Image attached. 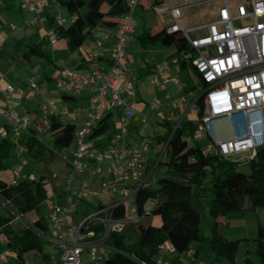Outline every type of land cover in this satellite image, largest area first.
Segmentation results:
<instances>
[{"label": "built area", "instance_id": "obj_1", "mask_svg": "<svg viewBox=\"0 0 264 264\" xmlns=\"http://www.w3.org/2000/svg\"><path fill=\"white\" fill-rule=\"evenodd\" d=\"M20 1L29 14L50 4L57 5L56 0ZM125 2L127 10L114 27L106 65L86 70L60 69L54 84L61 96L71 100L63 101L61 96L47 97L39 104L46 128L50 116L74 125V147L68 172L62 176L60 191L48 192L47 229L50 233H38L50 245L47 264H104L117 251L109 244L110 236L130 226L136 227L141 221L134 198L141 189L155 183L152 173L156 163L149 165L145 158L150 146L147 141L131 144L124 140L125 122L135 112L132 100L137 88L156 89L167 82L174 85L177 96L170 102L180 108L181 113L173 117V130L180 126L185 115L198 114L196 99L201 97L202 114L196 118L192 134L182 136L181 140L190 143L205 133L207 141L200 150L203 157L228 159L239 155L236 160L243 161L255 158L258 149L264 145V0H180L152 8L158 14L169 16L166 33L182 34L187 48L178 53L179 59L190 64L200 79L201 91L186 107L185 86L172 74V70L178 69L177 64L173 66L164 59L147 74L136 79L127 76L123 60L135 27L133 16L139 0ZM212 3H217L215 13L205 23L191 28L181 24V10ZM53 21L56 26L67 22L60 10L55 12ZM45 22V16L35 14L25 25H43ZM46 36L49 43L57 40L52 29ZM102 45V41H96L98 48L90 51L92 59L103 56ZM35 80L33 72L27 78L26 90L15 89L10 84L4 88L0 116L8 121L15 134L27 128L28 117L18 115L11 96L22 97L25 92L32 96L37 88ZM84 89L88 90L86 99L72 102ZM159 104V99L154 97L151 106L156 108ZM113 111L116 122L110 137L108 132L92 136L100 120ZM214 122H225L228 134L215 131ZM0 136H4V131H0ZM84 172L96 179L95 186L78 178ZM34 177L15 166L9 184L16 185L21 179L32 180ZM57 177L53 172L50 179ZM49 184L47 180L46 185ZM7 203L4 201L2 205ZM121 207L125 212L117 215L116 211ZM15 219L23 221V216L15 214ZM175 254L180 256L181 264H203L193 257L191 248L178 253L168 240L157 246L156 255ZM3 257L0 254V260ZM138 264H168V261L154 257L152 262Z\"/></svg>", "mask_w": 264, "mask_h": 264}, {"label": "trees", "instance_id": "obj_2", "mask_svg": "<svg viewBox=\"0 0 264 264\" xmlns=\"http://www.w3.org/2000/svg\"><path fill=\"white\" fill-rule=\"evenodd\" d=\"M56 2L72 20L65 25L56 26L53 16H48V24L57 38L66 41L70 51L81 46L94 27L114 28L127 10L125 0H56ZM140 2L141 0L139 5L153 8L162 3V0ZM139 38L142 39L143 46L157 42L166 46L173 45L174 54L179 61L178 68L192 67L179 59L178 53L187 48L180 32L166 33L165 28H161L155 32H143L139 34ZM39 53L40 49L32 46L25 56L29 58L31 54ZM61 98L64 101L71 100L65 96ZM196 105L199 109L198 114L193 116V119H184L174 130L172 129L174 123L161 119L168 129L163 140L158 142V146L163 147L160 156L156 158V150L159 148L156 147L149 165L156 163V167H163L165 173L156 178L154 184L141 189L134 198L137 212L142 218L145 215H156L160 219V224L155 226L150 222L148 224L139 222L136 227L130 226L119 234L111 235L109 244L117 251L111 254L104 264L152 262L157 253V246L166 240L173 244L178 253L193 249V257L196 259L199 255V246L205 239L199 229L201 201L206 203L213 220L210 236L206 237L211 251V254H208L212 257L211 264H214L220 255L226 257L228 264H235L234 243L222 236L223 219L229 212L264 207V145L258 149L255 158L243 160L248 165L247 172L237 169L241 160L203 157L200 151L202 144H198L196 140L193 143L181 140L182 136L192 134L196 118L202 114L201 97L196 99ZM110 116L108 113L100 120L92 136L108 132L110 137L112 130H108L113 127ZM5 126L6 135L0 136V172L6 169L4 159L13 156L17 146L23 148L32 163L37 166L47 157H51L54 149L64 151L74 145V125L53 116L48 117L46 128L50 145L40 141L32 130L22 132L14 142L10 128ZM164 155L165 160H162ZM206 168H209L210 185L203 191L201 179L205 176ZM50 176L51 173L44 175L39 172L32 180L21 179L16 185H10L9 180L0 178V236L6 238L7 250L17 258L16 264L48 262L47 253L43 252V247L48 245L47 241L38 235L47 231L48 222L42 218L30 222L25 219L24 214L36 210L42 199L48 197L46 183L47 180L51 181ZM194 184L197 185L195 193L191 190ZM203 193L208 195L206 199L203 198ZM4 201L8 202L6 206L2 205ZM147 201L153 204L148 211L144 209ZM124 212V207H121L116 214L123 215ZM15 214L22 215L23 221L16 220ZM13 220L21 225L14 228ZM255 254L261 264H264V223L260 221L255 239Z\"/></svg>", "mask_w": 264, "mask_h": 264}, {"label": "crops", "instance_id": "obj_3", "mask_svg": "<svg viewBox=\"0 0 264 264\" xmlns=\"http://www.w3.org/2000/svg\"><path fill=\"white\" fill-rule=\"evenodd\" d=\"M139 6L146 8V6L142 4ZM59 9L62 8L58 5L50 4L47 8L39 10L35 13L46 17V22L43 25L37 24L35 26H26L25 22L29 18V15L26 17L21 13L22 11H25L22 8L20 0L0 1V101L4 99V88L8 84L12 85L15 89L20 88L26 90L27 78L33 72H35L36 75L35 81L37 85L36 91L30 97L26 95V92L22 97H19L16 94L11 96V100L14 103V108L18 115L20 117H28L26 129L20 131L18 134H15L8 121L3 116H0V131H4L5 136V125H7L10 128V133L14 138V142H16L17 137L22 132L32 130L40 141L50 144V137L44 125L45 116L41 113L39 104L47 97L61 96L54 84L60 69L66 67L75 70H86L106 65L107 51L112 43L111 41L114 35V28H106L103 26L94 27L83 44L76 50L70 51L67 48L66 41L62 38H57L54 43H49L47 40L46 34L51 30L47 17L54 16L55 12ZM35 14H30V17ZM63 17L67 20L66 23H68V20H72V17L68 15ZM169 24L170 21L167 25H163L162 28L167 27ZM191 27L194 26L186 28ZM97 40H100L103 43V56L101 58L92 59L90 51L98 48L96 46ZM130 41H135L140 49L146 48L147 44L143 46V42H141L142 39L139 38V35L136 34L135 30H133ZM32 46L39 48L40 53L31 54L32 56L27 58L25 55H27L26 53L28 49ZM46 46H50L49 51L45 50ZM128 52L127 55L125 54L123 66L126 70L127 76L131 79H136L137 77L147 74L152 70L155 64L164 59H167L173 66L179 64V61H174V57H176V55H159V58L149 60V57L152 55H128ZM35 58H41L43 61L45 60V62L36 63ZM187 68L188 66H185L180 69L186 70L187 79L192 82L190 86L182 83L185 86V105H188L195 97V92L193 90L195 88V82L192 80ZM178 70L179 68L176 71L172 70V74L176 76ZM12 71L14 72L13 74ZM87 95L88 90L84 89L82 94L72 102H83ZM176 96L177 93L174 91V85L170 82H167L156 89L149 87L137 88L136 95L132 100L135 112L133 116L125 122L127 129L125 141L131 144H141L149 138H154L157 142L162 141L168 128L167 125L161 122V116L166 119L167 122L173 123V117L176 114L172 111V109L178 107L172 106L170 100ZM154 97H157L160 101V104L156 108L151 106V101ZM178 110L181 113L180 108H178ZM165 112L168 116H165ZM169 117L172 118L170 119ZM193 118L194 117L192 115L188 114L184 117V119ZM112 119L113 124L116 122L115 111L111 113L110 120ZM40 123L43 124L44 129H40L38 126ZM215 123L219 122L213 123V128L217 131L218 128L214 127ZM149 145L148 149H152L153 153L148 155L147 150L145 152V158L148 163H151L152 158L154 157L155 148H152L151 144ZM24 152L25 150L23 148L17 146L15 148L14 155L16 156L18 153L23 154ZM14 167L15 166L12 168L10 167V177ZM31 170H34L33 166L30 168V173ZM82 178L91 184V186H95L96 179L93 178L89 172H84L82 174ZM59 189V187L55 188L53 185L50 191L55 193ZM81 208L82 206H80V209ZM12 222H14V220ZM3 238L4 239L2 241L6 243V238L4 236ZM1 255L4 256V254ZM4 259L5 257L2 258V260ZM199 259L198 255L196 261L205 264Z\"/></svg>", "mask_w": 264, "mask_h": 264}, {"label": "rangeland", "instance_id": "obj_4", "mask_svg": "<svg viewBox=\"0 0 264 264\" xmlns=\"http://www.w3.org/2000/svg\"><path fill=\"white\" fill-rule=\"evenodd\" d=\"M17 1V0H16ZM152 1V0H151ZM164 5H171L172 3H179L180 0H162ZM150 0H141L140 3H147ZM217 3H212L208 5H200L191 8H185L181 10V24L186 28L189 26H196L201 24L210 18L213 17L215 13ZM61 15L67 16V13L64 9H59ZM22 11V10H21ZM24 16L30 18V14L25 12H21ZM134 22H135V32L137 35L146 32V31H158L162 28L163 25H167L169 23V17L166 14H158L156 13L151 7L142 8L139 5L136 7L134 13ZM68 19V17H67ZM68 22H70L68 20ZM35 26V25H34ZM200 33V32H199ZM190 36H193L190 33ZM47 51L50 50V46L45 47ZM129 51V52H128ZM152 55L150 56L149 60L159 58V55H175V47L173 45H162L159 42L155 44L146 45L145 49H140L138 44L135 41H130L127 46L126 55ZM174 61H178V57H174ZM35 62H45L41 58H35ZM188 73L190 74L192 80L195 82V88L193 89L195 92V96H197L201 91V83L198 75L194 72L193 68L188 66L187 68ZM14 72L12 71V74ZM15 75V74H14ZM176 78L179 82L185 83L186 85L190 86L192 82L187 79V72L186 70H178L176 73ZM59 91V90H57ZM59 93V92H58ZM184 106L186 107L187 105ZM173 112L176 115H179L180 112L178 108H173ZM179 112V113H178ZM165 116H168L165 112ZM175 116V115H174ZM170 119L172 117H169ZM113 119L111 120L112 123ZM40 129H44L43 124H38ZM214 127H217L218 130H221L224 135L228 134L227 124L225 122L215 123ZM113 127H110L108 131L113 130ZM125 140V138H124ZM149 144H151L152 148H158L156 150L158 158L161 154L162 148L158 146V142L154 138H149L146 140ZM207 141L205 133L203 136L196 140L198 144H203ZM190 143H193L191 141ZM50 145V144H49ZM74 145L71 149L59 151L58 149H54L53 155L51 157H47L45 161L39 163L35 166L31 159L28 157L27 153L24 152L23 154H17L16 156L13 155L9 158H5L3 164L5 165L6 169L0 172V178L4 180H9L10 178V167L19 166L22 172L30 175L31 173L34 176H38L39 172L41 174H49V173H57L58 177L55 180H51L49 185H46V188L50 191L51 187L54 185L55 188H58L62 183V176L68 172V163L72 161L71 150L73 149ZM153 153L152 149H148L147 154L151 155ZM239 155L233 156L234 159H237ZM162 160H165V155L162 157ZM24 162V163H23ZM31 166L34 167V170L30 171ZM237 169L243 172L248 171V165L243 161L237 165ZM164 168L161 166H157L152 175L155 178H160L165 172ZM78 178H82V174L78 176ZM210 185L209 180V168L205 169V176L201 179V187H203V191ZM193 193L197 190V185L194 184L191 187ZM58 192V190H57ZM207 194L203 193V198H207ZM152 202L147 201L144 205V209L148 211L152 207ZM50 207V202L48 197L42 199V201L38 204L37 209L31 210L24 214V217L27 221L32 222L37 218H42L43 221H47V214L48 209ZM201 211V220L199 224L200 234L205 237L202 241V244L199 246V260L203 261L205 264H211L212 257L208 256L211 254L210 248L208 246V241L206 237L210 236L211 227H212V218L208 213V209L206 203L201 201L200 205ZM222 224V236L225 240L231 241L234 243V251H233V261L235 264H244V263H254V264H261L257 255L255 254V239L257 237V226L258 221L264 223V207H259L255 210H250L247 208H243L240 211L236 212H229L225 215ZM141 224H148L149 222L155 226L160 224V219L158 216H148L145 215L141 219ZM21 224L14 220L12 222V226L14 228H18ZM136 231V228H135ZM47 232L50 233V229H47ZM134 235V234H133ZM4 238L0 236V254H4L5 259L0 260V264H16L17 258L15 255L7 250L6 244L2 241ZM50 250V245H45L43 247V252H48ZM33 256H30V260H32ZM155 258L161 259L162 262L168 261V264H181V258L179 255H167V256H160L155 255ZM214 264H228L227 259L224 255H220L219 259H217L216 263Z\"/></svg>", "mask_w": 264, "mask_h": 264}]
</instances>
